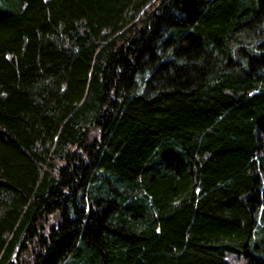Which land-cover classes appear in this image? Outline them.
Wrapping results in <instances>:
<instances>
[{
	"label": "trees",
	"instance_id": "1",
	"mask_svg": "<svg viewBox=\"0 0 264 264\" xmlns=\"http://www.w3.org/2000/svg\"><path fill=\"white\" fill-rule=\"evenodd\" d=\"M0 264H264V0H0Z\"/></svg>",
	"mask_w": 264,
	"mask_h": 264
}]
</instances>
